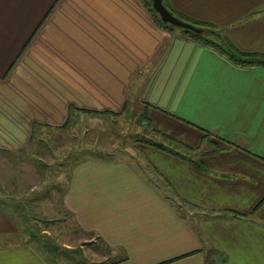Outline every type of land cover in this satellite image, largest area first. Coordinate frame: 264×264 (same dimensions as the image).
<instances>
[{
  "label": "crops",
  "instance_id": "obj_1",
  "mask_svg": "<svg viewBox=\"0 0 264 264\" xmlns=\"http://www.w3.org/2000/svg\"><path fill=\"white\" fill-rule=\"evenodd\" d=\"M169 3L181 19L220 30L236 50L264 54V0ZM127 106L143 112L155 140L152 129L190 155L137 142L138 155L73 162L50 196L6 195L0 264L72 263L48 260L28 241L32 226L20 222L39 219V205L51 207L44 222L70 214L109 246L116 258L107 264H264V66L238 65L161 27L146 0H0L1 158L21 159L45 128L64 133L72 114L120 115ZM199 129L223 149L210 152ZM189 138L201 141L193 147Z\"/></svg>",
  "mask_w": 264,
  "mask_h": 264
},
{
  "label": "rangeland",
  "instance_id": "obj_2",
  "mask_svg": "<svg viewBox=\"0 0 264 264\" xmlns=\"http://www.w3.org/2000/svg\"><path fill=\"white\" fill-rule=\"evenodd\" d=\"M142 116L143 112L127 106L120 115L72 114L71 127L66 128L67 131L64 133L51 128L43 129L38 134L39 138L34 137L33 142L23 149L21 159L6 160L0 157V199H4L6 195L13 197L15 192L17 195L26 193L28 198L38 196L42 199V192H47V196H50L51 190L61 191L67 181L63 174H59L64 173L66 176L70 165L85 157L114 155L113 159L128 158L132 150L138 155L139 152L135 148L138 146L137 142L145 143L147 138L156 139L152 137L153 133L151 134L149 131V126ZM199 131L202 133L200 135L202 137L205 130L199 129ZM63 135L70 137L71 141L63 142ZM79 137L81 138L80 143L78 142ZM74 139L77 140H75L76 143L73 142ZM204 139L212 149L211 139L209 137H204ZM158 140L160 141V139ZM200 141L201 138H189L193 147H197ZM236 142L240 149L242 144ZM171 148L182 150L189 147L178 143L171 145ZM186 153L190 155L191 151ZM66 155L68 159L65 158ZM2 186L6 188H2ZM31 188L34 191H31ZM2 204L18 211L17 206L3 201ZM31 209L29 208V211ZM36 210L40 214L34 216L40 217L39 219H35L33 223H27L26 220L21 221L20 225L28 226L30 224L32 226V228L28 226V231L32 230L35 236L33 238L28 234L27 239L42 249L41 252L48 260L63 257L65 261L72 263L80 260L84 264H107L116 258L112 256V250L103 245L99 238L84 233L80 226L74 222L72 215L67 213H62V216L54 215V223L50 221L46 223L44 219L52 217L51 207L39 205ZM46 210L49 212V216L46 215ZM183 210L185 212L186 208L184 207ZM33 211L34 209L30 212ZM48 225L52 226L50 236L41 234V229ZM40 239L50 242L52 248L50 250L45 248L39 242ZM63 247L69 248V251L66 249L67 254H70L73 259L69 260L65 254L58 253L65 250Z\"/></svg>",
  "mask_w": 264,
  "mask_h": 264
},
{
  "label": "trees",
  "instance_id": "obj_3",
  "mask_svg": "<svg viewBox=\"0 0 264 264\" xmlns=\"http://www.w3.org/2000/svg\"><path fill=\"white\" fill-rule=\"evenodd\" d=\"M162 2L173 13L169 0H162ZM146 5L148 7V10L151 13L153 20L156 21L157 24H159L161 27L176 28L168 23L161 21L157 12L152 8V0H146ZM192 24L195 25V23H192ZM196 26L203 28L204 30L203 33L198 34V33H194L192 31L181 29V28H177V29H179L182 33L186 35L194 37L202 41L203 43L216 48L217 50L222 52L227 58H229L231 61H233L234 63L238 65L264 66V54H249V53L240 52L236 50L227 39H225V37L222 35L220 30L216 29L212 25L202 23V24H196ZM99 113H103V112H99ZM152 131L154 132V134L156 133L159 134L161 136V140L159 141L153 138L152 139L147 138V140L145 141L146 144L156 149H159L160 151L171 152V153L180 155V153L177 152L174 148H171V145L178 144L180 142H178L177 140H174L173 138H170L166 134H161L155 129H152ZM209 135L210 134L208 132H205L204 137H209ZM211 143H212L213 148L210 150V152H218L223 149L217 141H211ZM185 150L192 151V148H185ZM186 159H188L189 162L193 166L197 167L198 169L205 170V171L207 170V168L201 163V161L194 160L191 158H186ZM30 236L34 238L35 235L33 234V232H31ZM39 242H41V244L48 250L52 248V244L48 241L40 239ZM106 247H109V246H106ZM60 254L66 255V250H65V253L60 252ZM69 259H73V258L69 257ZM76 264H84V263L79 260L76 262Z\"/></svg>",
  "mask_w": 264,
  "mask_h": 264
},
{
  "label": "water",
  "instance_id": "obj_4",
  "mask_svg": "<svg viewBox=\"0 0 264 264\" xmlns=\"http://www.w3.org/2000/svg\"><path fill=\"white\" fill-rule=\"evenodd\" d=\"M152 8L157 12L162 22L168 23L176 28L192 31L194 33H203V28H200L191 22L181 19L174 15L162 2V0H152Z\"/></svg>",
  "mask_w": 264,
  "mask_h": 264
}]
</instances>
